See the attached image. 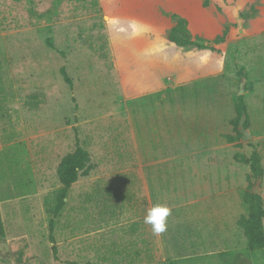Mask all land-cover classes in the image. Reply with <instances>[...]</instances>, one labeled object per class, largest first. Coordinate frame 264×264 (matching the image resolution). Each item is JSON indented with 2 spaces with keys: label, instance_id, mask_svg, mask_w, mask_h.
Masks as SVG:
<instances>
[{
  "label": "rangeland",
  "instance_id": "374dc122",
  "mask_svg": "<svg viewBox=\"0 0 264 264\" xmlns=\"http://www.w3.org/2000/svg\"><path fill=\"white\" fill-rule=\"evenodd\" d=\"M258 5L0 0V264H264L238 226L264 175L236 158L264 168ZM180 19L205 48L168 41ZM243 79L253 138L229 142ZM78 144L92 160L57 214Z\"/></svg>",
  "mask_w": 264,
  "mask_h": 264
},
{
  "label": "trees",
  "instance_id": "16d2710c",
  "mask_svg": "<svg viewBox=\"0 0 264 264\" xmlns=\"http://www.w3.org/2000/svg\"><path fill=\"white\" fill-rule=\"evenodd\" d=\"M168 41L178 47L188 48L197 47L205 48L203 45L192 39V35L188 28V23L184 19H180L177 25L171 30L168 35ZM224 42V39L221 40ZM240 76L246 77L244 71L239 72ZM62 75L65 81L72 86V80L67 76L66 71L62 70ZM237 113V119L235 120V130L237 137L227 136L229 142H234L241 138L242 135L239 131V123L244 115L247 116L245 123L246 129L249 128L250 118L248 115L247 106L244 101V97H238V103L235 107ZM236 158L242 163L247 164L251 168L252 175L256 179H260L264 175V168L262 165V158L257 150H254L251 157L248 159L244 155L236 154ZM92 157L89 151L83 149L79 144L76 150L64 157L58 167V177L62 185V189L58 191L57 202L58 206L56 213H60L64 206L65 200L72 186L78 182L82 175H85L88 166L91 163ZM244 202L249 207V215L242 216L238 221V226L243 230L245 237L248 241V246L251 251L264 250V202L261 195H255L254 193L248 192L244 197ZM1 225V219H0ZM91 264V263H87Z\"/></svg>",
  "mask_w": 264,
  "mask_h": 264
},
{
  "label": "clouds",
  "instance_id": "9594fccd",
  "mask_svg": "<svg viewBox=\"0 0 264 264\" xmlns=\"http://www.w3.org/2000/svg\"><path fill=\"white\" fill-rule=\"evenodd\" d=\"M170 211V208L160 204H155L147 210L144 223L151 226L154 235L159 236L167 230V218Z\"/></svg>",
  "mask_w": 264,
  "mask_h": 264
},
{
  "label": "water",
  "instance_id": "95a60500",
  "mask_svg": "<svg viewBox=\"0 0 264 264\" xmlns=\"http://www.w3.org/2000/svg\"><path fill=\"white\" fill-rule=\"evenodd\" d=\"M245 83H246V79H243L241 87H240V92L238 94L239 97H241L244 94V92H245ZM246 120H247V116L244 115L242 117V119L240 120V123H239V131H240V133L242 135V138H241L242 142L250 141L253 138V135L245 127ZM259 191H260V187H259V185H257V187L254 189L253 193L255 195H260Z\"/></svg>",
  "mask_w": 264,
  "mask_h": 264
},
{
  "label": "crops",
  "instance_id": "0c3cea01",
  "mask_svg": "<svg viewBox=\"0 0 264 264\" xmlns=\"http://www.w3.org/2000/svg\"><path fill=\"white\" fill-rule=\"evenodd\" d=\"M258 3H259L257 7L258 12L251 22L252 24H254L252 28L259 27L261 31L256 34L253 33L251 36L252 37L260 36L262 37V39H264V0H258ZM255 24L257 25L255 26Z\"/></svg>",
  "mask_w": 264,
  "mask_h": 264
}]
</instances>
